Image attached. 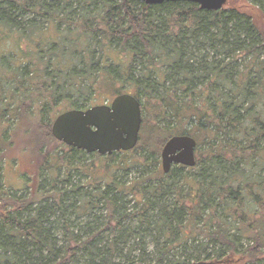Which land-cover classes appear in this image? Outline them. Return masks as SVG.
Masks as SVG:
<instances>
[{
	"label": "trees",
	"instance_id": "16d2710c",
	"mask_svg": "<svg viewBox=\"0 0 264 264\" xmlns=\"http://www.w3.org/2000/svg\"><path fill=\"white\" fill-rule=\"evenodd\" d=\"M239 1L240 8L234 7V0L225 9L211 12L189 2L148 6L134 0H0V48H8L0 54V154L9 152L6 143L21 144L17 125L23 117L31 118L25 114L29 111L21 112L24 100L32 104V114L43 117L29 138V148L41 150L45 138L55 141L48 133V114L60 100L49 90L63 88L56 80L63 73L57 70L56 79L43 78L46 89L42 91L30 76L43 66L29 70L24 66L32 63L26 59H45L51 47L42 37L36 38V19L50 24L64 39V32L57 28L75 27L73 3L80 6L77 27L88 42L101 40L102 56L106 57L110 45H118L113 50L130 55L132 63L146 61L143 80L148 81L151 73L158 76V82L149 80L147 86L131 79L128 72L122 78L127 88L129 84L134 87L136 96L152 102V88L158 87V137L149 145L138 143L131 152L141 159L138 165L148 164L152 155L159 157L162 146L173 136L186 135L196 141L195 166L174 165L167 174L158 171L156 188L142 187L140 182L129 190L115 180L105 182L86 174L85 169H91L81 162L85 153L71 147L61 165L48 163L46 168L39 166L22 174L23 194L6 190L2 173L0 264H113L115 258L122 264L264 262V0H248L250 5ZM252 9L259 15L258 23ZM26 13L34 15V21L25 23L30 18L23 17ZM23 45H35L31 58ZM73 53L72 45L65 56ZM76 56L80 63H88L82 57L92 59L95 53L83 48ZM5 59H13L7 72L1 71ZM46 63L50 65L48 59ZM94 69L85 66L70 73L87 74ZM77 93L79 99L83 91ZM82 106L74 109H89ZM114 154L95 155L99 161L104 158L123 166L125 162L115 163ZM153 164L157 166V161ZM61 170L64 179H60ZM76 170L92 187L105 182L104 190L95 189L88 196L83 188L74 186L69 192L62 191L59 185L69 184V175ZM112 192L125 198L130 195L139 210L92 219L100 205L109 209L119 205ZM148 194L151 199H145ZM147 210L155 214L147 216ZM71 215L76 222L70 221ZM82 218L84 222L79 220ZM132 218L137 220V229L123 225ZM141 227L154 237V256L141 242ZM102 233L111 236L106 246ZM137 238L141 245L135 242Z\"/></svg>",
	"mask_w": 264,
	"mask_h": 264
},
{
	"label": "rangeland",
	"instance_id": "374dc122",
	"mask_svg": "<svg viewBox=\"0 0 264 264\" xmlns=\"http://www.w3.org/2000/svg\"><path fill=\"white\" fill-rule=\"evenodd\" d=\"M231 1L234 0H229V4L231 3ZM244 1L248 3V0H244ZM239 2H240L239 0L238 1L235 0L234 4L236 6L234 7L240 8V6H237ZM251 7L255 8V10H258L254 6ZM72 8L74 10L73 14L75 16V20L77 19L74 22L75 27L73 26L65 27L64 25H60L59 28H57V30H62L64 32V39L58 36L57 34L58 32L56 33L55 30L53 31V29L50 28L51 27L50 24L36 19L33 28L34 34L37 33L36 38L42 37L46 42L49 43L51 47L46 51L45 59H34V58L26 59V60H30L32 63H30V65L25 64L24 66L25 68H27V70H29L32 66H33L32 69L37 68V66L40 67V65L43 66L42 70L38 68L36 75L30 76V79L35 84V87L42 91H45L46 89L42 86L43 78L46 77L50 78L51 76H54V79H56V77H58L59 74L57 70H60L63 73L60 74L62 75L60 79L58 78L56 79L58 81L57 83H59L60 86H62V84L64 85L62 86L63 88H53L52 90H49L56 92V96H59V100H60L56 105H53L49 109L50 110L48 114L50 119V124H49L50 128H48L49 135L51 134V127L54 120L64 112L76 110L74 108L79 107L82 104H83L82 107L84 108H91L93 106L109 107L115 96L118 94L125 93L130 95H136L137 94L136 90L134 89V87H132V85L129 84L127 88L126 84L122 83V78L128 77L127 72L129 73V77L131 79L137 80V82L141 83L144 86L146 85V83H148L149 80L150 82H155V83L158 82V76L155 75V73H151V75H148L147 77V79L149 78L148 81H146V79L143 80L142 79L143 76H141V74H142V70L146 67V61L144 62L134 61L132 63L130 55L127 54L126 56L122 55L116 48L115 50H113L114 48L112 46L118 47V45H114V44H112V46L110 45L109 48L111 50L106 52V57L102 56L101 54L102 50L98 48L99 46H102L101 40H99V38H96L95 40H93L94 41L93 43H91L90 41L88 42L87 38L84 37L82 30H80L77 27L78 23L81 21V16H78L80 6L77 3H73ZM90 9H93V7L91 6ZM255 10L252 9V17L254 21L258 23L259 15L257 14L256 16L254 12ZM33 16L34 15H32L31 13H26L23 17H30V18L25 19V23L27 20L34 21ZM67 42L69 43L67 44V47H65L64 45ZM52 43H57V45H54ZM72 45L74 52L73 55L70 54L65 56L67 52H71ZM82 46L84 49L88 48V50H91L92 52L95 53V57H92V59H89V57H85V56L82 57L83 59L82 61H89L88 63H80V61L77 59L76 54H79L80 51H82L83 49ZM34 47L35 45H32L30 47L23 45V49L26 50L28 53H30V58L31 56H33V53L35 52ZM4 50H8V48L7 47L0 48V54H2ZM47 59L49 60L50 63L49 66L46 63ZM193 60L195 61L196 59ZM12 61L13 59H5L3 65L1 66V71H5V72L10 71L12 67ZM245 61L246 60L244 59V62ZM90 62L91 64L89 65ZM16 63L17 64L20 63L19 59L16 60ZM85 66H92L95 67V69L87 74L70 73L73 72V69H75V71L78 72L80 69H82ZM102 66H104V68ZM236 69H237L236 71L239 70L238 67H236ZM129 70H132V72H130ZM163 72H165V69H163ZM146 75H144V77ZM52 85L53 83L50 80L49 86ZM133 85L135 86V82H133ZM12 86L13 83H10V87ZM152 89L153 90L150 97L154 99L153 102L148 100L149 98H145V97L140 98V103L142 104V124L140 128L139 140H138L139 146L149 145L154 137H158V124H157L159 119L158 108H157L158 103H155L158 100V87L154 88L153 86ZM77 91H83V94L81 95L79 100L77 96H75V94L76 95L78 94ZM32 92L33 91L30 90V93ZM64 96H66L67 99H64L66 98ZM39 102H41V100ZM152 103H154L153 106ZM150 108L151 110L148 111V109ZM24 111H29L28 113L26 112L25 114L30 115L31 118L28 119L27 117H23L22 121L17 125V129H16L17 135L19 142L21 144H18V146L15 147L13 144L6 143L9 152H6V155H5V151L2 154H0V176H2L3 173V179H2L3 184L5 185L6 190H9L11 194H20V193L23 194L25 182L24 179L22 178V174L29 173L30 171L38 168L39 166H43L44 168H46L48 163H56L59 166L61 165L60 161L68 157L69 154L67 153L69 151L68 146L64 145L63 143H62L63 145L62 144L60 145L61 142H57L56 140H55L56 142L49 141V139L47 140V138H45V142H44L45 146L41 150L33 149L32 151V149L29 148V138L36 133L35 130L40 125L39 121L43 117L39 116V114L37 113L32 114L33 113L32 104L30 103V101L27 100H24L22 105L21 112ZM23 142L27 143V145H25ZM154 142H156V139L154 140ZM31 145H33V142L31 143ZM22 147L24 151H22ZM132 151H130V153H128L127 155H122V153L114 154L113 160H115V163L120 164L121 162H125L123 166H115L113 162H108L104 158H103L104 161H99V158L97 157L99 156L98 154L97 156L95 154L94 156H92V154H86L84 151L83 152L85 153V155L84 157H81V162L84 163L85 166L91 169V171L85 169L86 174H90L93 176L97 175L100 178H102V180L105 182L115 180L117 184L126 187L129 190L131 185L140 182H142V187L156 188V179H158L159 177L158 171L161 172L162 170V168L160 167L161 166L160 156L158 157V155H152V160H149L148 164H146L145 166H141L138 165V163L141 162L140 161L141 159H139V157L134 153H131ZM140 155L142 156V154ZM111 156L112 155H109V157ZM129 157H131L130 159L131 162L127 161ZM136 157L137 159H134ZM3 159L5 160V163L3 162ZM154 161H157V166H154L153 164ZM64 174L65 171L61 170L59 173L60 179H64L65 177ZM69 176L72 177L69 184L59 185V188H61L62 191L69 192L71 187L74 186L78 188H83L84 195L88 196L91 193H94L95 189L104 190L106 185L105 182H102L97 186H95L96 188L92 187L91 185H89L87 179L83 176V174L78 170L73 171ZM112 194L118 197L117 201L119 202V205L115 206L116 209L115 208H114L115 210L109 209L107 206L100 205L97 210L93 211L92 213L93 216L91 217L92 219L95 216L101 217V219H103V217L108 218L110 212L118 214V213H132L135 212V210H139V206L135 205V202L131 199L130 195L125 198L123 195L121 196L117 194V192H112ZM3 196L4 195L0 194L1 198ZM148 198H150L149 194L145 196V199ZM145 212H146L145 214L150 217L151 215L155 214L154 211H150V210H147ZM79 220L84 222L85 218ZM70 221L76 222L75 217L73 215H71ZM123 225L131 229H137L138 227L137 220L133 218L124 222ZM146 230H147L146 227H141V232L144 233V235H142L141 237L142 239L141 242L144 244V247L147 249V253H149V255L154 256L153 254L154 237L148 235L146 233ZM100 238H105L103 239L102 242V245L105 246L108 244V241L111 240V236L109 235V233H102ZM135 242L136 243L138 242V245H141V242L138 241V238ZM131 243L132 242L128 244V247L131 245ZM137 247L138 246H136V248ZM175 251H172L170 254H172L173 252L175 253ZM262 253L264 255V250L262 251ZM139 254L140 251L135 252L134 255H139ZM261 257L264 258L263 256ZM119 261L120 259L115 258L113 264L123 263ZM261 264H264V262Z\"/></svg>",
	"mask_w": 264,
	"mask_h": 264
},
{
	"label": "water",
	"instance_id": "95a60500",
	"mask_svg": "<svg viewBox=\"0 0 264 264\" xmlns=\"http://www.w3.org/2000/svg\"><path fill=\"white\" fill-rule=\"evenodd\" d=\"M153 6L170 2L197 4L199 10L217 12L229 0H134ZM142 124L140 103L131 95L116 97L110 107L96 106L86 111L71 110L59 115L51 127L54 140L86 154L100 156L129 152L136 148ZM196 141L190 136H173L160 151L161 168L167 174L173 165L195 166Z\"/></svg>",
	"mask_w": 264,
	"mask_h": 264
},
{
	"label": "flooded vegetation",
	"instance_id": "af4514ba",
	"mask_svg": "<svg viewBox=\"0 0 264 264\" xmlns=\"http://www.w3.org/2000/svg\"><path fill=\"white\" fill-rule=\"evenodd\" d=\"M124 94H125V93H124ZM124 94H123V93L118 94V95L115 96V98L118 97V96H120V95H124ZM126 95H130V94H126ZM131 96H133L135 99H137V97H138L139 99L141 98L139 95H138V96H136V95H131ZM115 98H114V99H115ZM114 99H113V100H114ZM78 100H79V99H78ZM137 100H138V99H137ZM112 102H113V101H112ZM139 103H140V102H139ZM111 104H112V103H111ZM140 106H141V110H142V104H141V103H140ZM93 107H96V106H93ZM106 107H108V106H106ZM109 107H110V106H109ZM91 108H92V107H91ZM76 110H79V109H76ZM86 110H87V109H86ZM81 111H85V110H81Z\"/></svg>",
	"mask_w": 264,
	"mask_h": 264
}]
</instances>
